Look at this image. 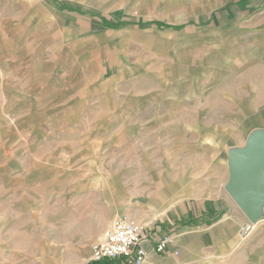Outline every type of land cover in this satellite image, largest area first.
<instances>
[{
	"label": "rangeland",
	"instance_id": "1",
	"mask_svg": "<svg viewBox=\"0 0 264 264\" xmlns=\"http://www.w3.org/2000/svg\"><path fill=\"white\" fill-rule=\"evenodd\" d=\"M258 130L264 0H0V264H89L115 217L237 204Z\"/></svg>",
	"mask_w": 264,
	"mask_h": 264
},
{
	"label": "crops",
	"instance_id": "2",
	"mask_svg": "<svg viewBox=\"0 0 264 264\" xmlns=\"http://www.w3.org/2000/svg\"><path fill=\"white\" fill-rule=\"evenodd\" d=\"M249 221L229 197L227 201L215 199L178 205L173 214L148 227L150 238L146 248L151 264H264V217L257 223L260 232L242 238L240 230ZM166 234H172L173 242L165 253L156 254L154 246ZM89 264H123V260Z\"/></svg>",
	"mask_w": 264,
	"mask_h": 264
},
{
	"label": "built area",
	"instance_id": "3",
	"mask_svg": "<svg viewBox=\"0 0 264 264\" xmlns=\"http://www.w3.org/2000/svg\"><path fill=\"white\" fill-rule=\"evenodd\" d=\"M257 223L248 222L242 227L244 236L256 229ZM148 227L136 219L123 215L116 217L112 227L93 246L92 262L122 259L123 264H151L146 242ZM173 242L172 234L161 237L154 246L156 254H163Z\"/></svg>",
	"mask_w": 264,
	"mask_h": 264
},
{
	"label": "water",
	"instance_id": "4",
	"mask_svg": "<svg viewBox=\"0 0 264 264\" xmlns=\"http://www.w3.org/2000/svg\"><path fill=\"white\" fill-rule=\"evenodd\" d=\"M231 176L226 185L253 223L264 217V130L254 132L247 145L230 156Z\"/></svg>",
	"mask_w": 264,
	"mask_h": 264
},
{
	"label": "trees",
	"instance_id": "5",
	"mask_svg": "<svg viewBox=\"0 0 264 264\" xmlns=\"http://www.w3.org/2000/svg\"><path fill=\"white\" fill-rule=\"evenodd\" d=\"M151 24L164 25V23L161 21H153V22H151Z\"/></svg>",
	"mask_w": 264,
	"mask_h": 264
}]
</instances>
